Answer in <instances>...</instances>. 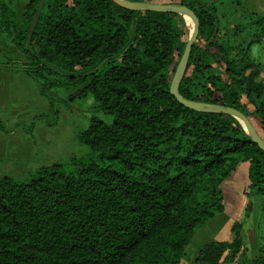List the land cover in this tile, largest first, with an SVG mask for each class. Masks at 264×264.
Segmentation results:
<instances>
[{"label":"trees","instance_id":"obj_1","mask_svg":"<svg viewBox=\"0 0 264 264\" xmlns=\"http://www.w3.org/2000/svg\"><path fill=\"white\" fill-rule=\"evenodd\" d=\"M226 1L161 2L187 6L200 21L179 94L240 111L264 140V70L247 53L264 38V12L224 31ZM0 33L24 57H4L0 71L33 80L50 103L30 130L59 122L60 88L74 89L69 101L92 99L95 110L78 135L85 156L23 180L0 177V264H179L225 212L222 186L242 163L250 164L245 220L232 227L234 240L205 245L196 264H264V203L261 219L255 207L264 199V151L236 118L191 110L171 94L190 37L182 16L112 0H0ZM245 35L247 47L232 58Z\"/></svg>","mask_w":264,"mask_h":264},{"label":"rangeland","instance_id":"obj_2","mask_svg":"<svg viewBox=\"0 0 264 264\" xmlns=\"http://www.w3.org/2000/svg\"><path fill=\"white\" fill-rule=\"evenodd\" d=\"M162 1L155 0L156 3H161ZM18 8L21 10L22 6L19 5ZM241 10L242 19L248 13L264 12V0H250L249 4H246V8H241ZM237 11H240V8L236 5H233L230 9L225 8V6L222 8V23L226 24L223 26L224 31L239 24V20H234L236 22H233V19H231V15L236 14ZM191 23L192 29L187 22L190 34L193 30V22L191 21ZM247 40L248 37L245 35L233 41L237 50L233 52L232 58H238L243 53L245 47H247ZM6 44L9 48L7 49V54L3 55H9L5 57L14 59L17 49L8 44L0 33V47L6 46ZM248 47L247 53L250 60L264 70V38ZM3 55L0 52L1 61L5 60ZM31 82L32 90L28 94V109L30 112L28 115L23 116V113L20 112L12 114L15 110L12 105L9 106L7 111L0 112V125L3 126V129L0 130V151H3L0 154V177L9 176L15 180H23L27 171H36L39 167L49 165L57 160L83 157L87 153V147L78 141V135L86 129L89 118L95 115L92 99L69 101V96L74 89L60 88L55 91L58 97L63 100L59 105V122L54 126L38 122L30 130L34 119L38 115L45 113L44 109H41L34 100L39 98L41 102H45L47 105L46 101L43 100L44 98L42 99L39 94L37 84L33 80ZM97 115H100L106 121H110V119L101 114ZM52 119L53 116H50L49 120L52 121ZM30 149L33 150V154L30 156L25 155ZM233 174L234 176L229 178L222 186L225 195V212L211 220L195 235L185 251L183 260L179 264H196L201 249L209 243L234 240L235 235L232 233V227L235 223H242L245 220L248 207V198L246 196L249 186L247 165L242 163L241 167ZM263 203L264 199H256L255 207L259 214H257V219H261L260 208ZM261 221L262 226H264V221ZM248 234L251 244L254 245L255 230H249Z\"/></svg>","mask_w":264,"mask_h":264},{"label":"water","instance_id":"obj_3","mask_svg":"<svg viewBox=\"0 0 264 264\" xmlns=\"http://www.w3.org/2000/svg\"><path fill=\"white\" fill-rule=\"evenodd\" d=\"M112 1L122 8L135 12L152 11V12L171 13V14L180 15L184 19H186L187 17L191 19V21L193 22V30L190 34L189 40L185 46V50L183 52L181 60L174 74L172 86H171V94L178 100V102L181 105L191 110H196L202 113L226 114L236 118L243 125L246 132L251 137L253 143L257 144L259 148L264 151V140L260 137L255 127L252 125L251 121L248 119L246 115H244L243 113H241L240 111L234 108H229L226 106L187 101L179 94V87L187 72L189 57L192 48L195 42L197 41L200 32V21L196 16V14L191 9L183 5L161 4V3H139L128 0H112Z\"/></svg>","mask_w":264,"mask_h":264},{"label":"crops","instance_id":"obj_4","mask_svg":"<svg viewBox=\"0 0 264 264\" xmlns=\"http://www.w3.org/2000/svg\"><path fill=\"white\" fill-rule=\"evenodd\" d=\"M17 1L20 4L23 3V0H17ZM206 1H211V0H206ZM245 1H246V4L248 5L250 0H245ZM233 5H236L233 2V0H227L226 4H225V8L227 7L228 9H230V7H232ZM238 8H240V7H238ZM241 12H242V10L240 8V11H237L236 14L231 15V19H233V22H236L234 20H239L240 22L243 20ZM240 22H239V24H240ZM224 25H226V24H223V26ZM231 28H234V26ZM231 28H229V29H231ZM8 48H9V46L7 44H6V46L0 47L1 54L2 55L7 54ZM16 52L17 53L15 54L13 60L23 61L24 57L17 50H16ZM5 56H9V55H5ZM1 60H2V57L0 58V62H1ZM31 83H32L31 80L28 77H26L25 75H22V74L12 75L9 72L0 71V112L7 111L9 106L12 105L13 109H15L12 112V114H16L17 112H20V113H23V116L28 115L30 113L29 109H28V107H29L28 106V104H29L28 94L32 90ZM42 99H43V97H42ZM43 100L46 101L47 105L45 104V102H41V100H39V98L35 99L34 102L41 109H44L45 113H50L49 101L46 100L45 98ZM21 115H19V116L21 117ZM1 153H3V151L2 152L0 151V154ZM32 154H33L32 149H30L29 151H27L25 153V155H28V156H30ZM243 164L247 165V173H248V169H249L250 164L249 163H243ZM241 165L242 164H240L237 169H239V167H241ZM232 176H234V174H232L231 177Z\"/></svg>","mask_w":264,"mask_h":264},{"label":"bare ground","instance_id":"obj_5","mask_svg":"<svg viewBox=\"0 0 264 264\" xmlns=\"http://www.w3.org/2000/svg\"><path fill=\"white\" fill-rule=\"evenodd\" d=\"M186 20H187V22H188L189 26H191L190 28L192 29V23H191V19H189V18L187 17V18H186Z\"/></svg>","mask_w":264,"mask_h":264}]
</instances>
